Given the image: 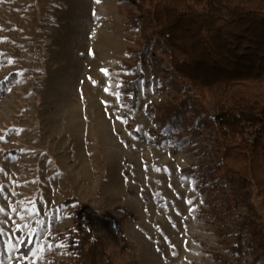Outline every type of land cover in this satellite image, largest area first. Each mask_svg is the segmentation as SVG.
Masks as SVG:
<instances>
[{
    "label": "rangeland",
    "instance_id": "obj_1",
    "mask_svg": "<svg viewBox=\"0 0 264 264\" xmlns=\"http://www.w3.org/2000/svg\"><path fill=\"white\" fill-rule=\"evenodd\" d=\"M139 41L118 0H0V82L11 77L0 94L4 264L23 260L20 246L8 244L25 236L33 241L28 264L65 258L67 245L54 235L83 220L79 201L117 264H216L213 252L229 264H264L249 231L236 227L245 207L227 218L226 235L200 218L207 206L190 174L202 156L197 147L213 143L209 104L200 102L188 141L184 127L160 145L151 140L158 107L184 94L167 57L153 65L139 58ZM138 72L132 108L119 89ZM193 114L189 104L186 116ZM70 196L78 202L63 205ZM250 203L264 221L255 190Z\"/></svg>",
    "mask_w": 264,
    "mask_h": 264
},
{
    "label": "trees",
    "instance_id": "obj_2",
    "mask_svg": "<svg viewBox=\"0 0 264 264\" xmlns=\"http://www.w3.org/2000/svg\"><path fill=\"white\" fill-rule=\"evenodd\" d=\"M127 30L139 31V58L152 63L156 56L167 57L173 73L182 83L184 97L160 105L156 128L148 133L156 145L186 128L188 141L195 134L200 102L211 109L209 121L213 143L198 146L202 156L190 174L195 189L204 197L207 210L200 218L226 235L227 218L245 207L239 229L246 228L255 249L264 252V221L251 205L255 190L264 211V0H118ZM142 72L121 83L123 104L135 107ZM11 77L0 82L4 93ZM193 116H186L188 105ZM128 127L135 132L132 118ZM204 153V154H203ZM78 202L75 196L63 205ZM83 220L73 218L71 227L57 232L56 241L67 245V256L49 257L53 264H117L112 251H102L88 211L80 202ZM117 239L124 243L123 227L115 225ZM33 247L25 236L18 249L28 256ZM0 254L6 255L0 236ZM216 264H229L230 257L213 252ZM28 264L26 259L12 264Z\"/></svg>",
    "mask_w": 264,
    "mask_h": 264
},
{
    "label": "snow or ice",
    "instance_id": "obj_3",
    "mask_svg": "<svg viewBox=\"0 0 264 264\" xmlns=\"http://www.w3.org/2000/svg\"><path fill=\"white\" fill-rule=\"evenodd\" d=\"M0 55H3L2 53H0ZM8 63H11V60L9 59L8 60ZM104 71V70H102ZM105 91H108V89L106 88ZM119 119V117H118ZM4 136H0V140H4ZM0 191H2V186H0ZM190 203V202H189ZM13 211H15V209H13ZM5 212V208L3 206H0V213H4ZM6 221H0V223H5ZM37 223H42L41 221H37ZM20 225L17 224L16 225V228H19ZM32 231H35V229H32ZM4 235V229L3 228H0V236H3ZM23 238L21 237V239L15 244H11L9 243L8 244V250H11V249H14V248H18L20 246V243L22 242ZM31 242V241H29ZM49 248L53 247V245H48ZM44 249L41 247L40 248V251H43ZM21 259H27V256H23L21 257ZM0 264H4V261H0ZM9 264H11V262H9ZM17 264H19V262H17Z\"/></svg>",
    "mask_w": 264,
    "mask_h": 264
}]
</instances>
